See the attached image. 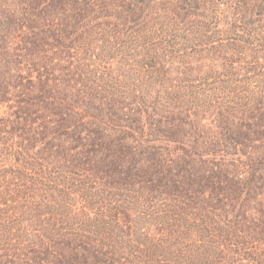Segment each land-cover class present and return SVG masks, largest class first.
Returning a JSON list of instances; mask_svg holds the SVG:
<instances>
[{
	"label": "trees",
	"instance_id": "trees-1",
	"mask_svg": "<svg viewBox=\"0 0 264 264\" xmlns=\"http://www.w3.org/2000/svg\"><path fill=\"white\" fill-rule=\"evenodd\" d=\"M0 264H264V0H0Z\"/></svg>",
	"mask_w": 264,
	"mask_h": 264
}]
</instances>
